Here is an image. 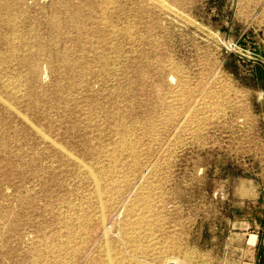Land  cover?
Listing matches in <instances>:
<instances>
[{
	"label": "rangeland",
	"instance_id": "rangeland-1",
	"mask_svg": "<svg viewBox=\"0 0 264 264\" xmlns=\"http://www.w3.org/2000/svg\"><path fill=\"white\" fill-rule=\"evenodd\" d=\"M0 264H264V0H0Z\"/></svg>",
	"mask_w": 264,
	"mask_h": 264
},
{
	"label": "bare ground",
	"instance_id": "bare-ground-1",
	"mask_svg": "<svg viewBox=\"0 0 264 264\" xmlns=\"http://www.w3.org/2000/svg\"><path fill=\"white\" fill-rule=\"evenodd\" d=\"M6 2V1H5ZM8 4V3H7ZM73 5V4H72ZM52 6V5H51ZM56 6V5H55ZM59 5H57V7H58ZM64 7V6H63ZM80 7V6H79ZM6 8H8V7H6ZM86 10V9H85ZM13 11V10H12ZM91 11V10H90ZM85 13V12H84ZM86 14V13H85ZM85 14H83V15H85ZM8 16V15H7ZM75 17V16H74ZM4 18V17H3ZM51 23V22H50ZM49 23V24H50ZM38 55V54H37ZM33 60V59H32ZM32 68V67H31ZM35 69V68H34ZM101 216H103L102 214H101ZM107 251V250H106Z\"/></svg>",
	"mask_w": 264,
	"mask_h": 264
}]
</instances>
